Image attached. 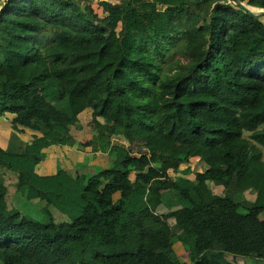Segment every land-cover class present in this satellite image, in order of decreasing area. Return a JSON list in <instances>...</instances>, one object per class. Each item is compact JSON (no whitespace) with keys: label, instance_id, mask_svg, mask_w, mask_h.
<instances>
[{"label":"trees","instance_id":"16d2710c","mask_svg":"<svg viewBox=\"0 0 264 264\" xmlns=\"http://www.w3.org/2000/svg\"><path fill=\"white\" fill-rule=\"evenodd\" d=\"M173 35L186 60L163 71ZM6 122L0 169L46 219L9 207L0 176V264H264V14L229 0H4ZM77 142L108 163L37 172L48 149Z\"/></svg>","mask_w":264,"mask_h":264},{"label":"rangeland","instance_id":"374dc122","mask_svg":"<svg viewBox=\"0 0 264 264\" xmlns=\"http://www.w3.org/2000/svg\"><path fill=\"white\" fill-rule=\"evenodd\" d=\"M4 0H0V9L3 4ZM252 10L255 12H261V8L257 7H251ZM101 12V11H100ZM53 38L50 34L44 35L42 38L37 40L39 43H46L51 41ZM164 43L166 45V55L165 58L161 62V66L163 71H166L169 69V67L178 62H184L186 59L183 56V44H184V38L182 36L173 35L169 38L164 37ZM174 71V70H173ZM82 119V125L85 126V129H81L78 127H74L72 130V134L75 136L76 140L84 141L86 138H89L92 134V130H90V121H91V114L90 113H82L81 115ZM4 128H0V142L2 144L6 143V140L8 138V135L10 134V125L9 122H6L4 124ZM10 131V132H9ZM78 147V143H75L72 147H52L50 148V151L47 154V158L41 162L37 170H41L43 165V168L45 169V172H52L55 170L56 166L61 167L65 166L68 168H74L77 167L78 169L84 168L87 169L86 166H77L79 162H85L91 163V164H100L105 165L108 163V159L105 158L104 155H101V153L93 154L88 151L82 150L80 148L75 149L76 155H74V151L72 149ZM8 148V145H7ZM140 148H146L148 149L147 145L144 143L140 146ZM133 149L136 151L138 148L133 146ZM101 166L96 167V171L100 169ZM89 170V168H88ZM91 171V170H90ZM92 171H95L92 170ZM92 173V172H90ZM0 176L3 177L6 185L8 186V195H7V201L9 207H16L19 208L24 214H28L31 217L39 220L46 219V213L43 210L45 208L46 202L44 200L40 199H28L25 197L24 194H22L20 191H17V177L16 174L12 171L6 170V169H0ZM131 177L134 179L135 175L134 173L131 174ZM201 194L202 196H208L211 191L210 188L205 186L201 187ZM255 198L253 193H249V200L252 201V199ZM249 202H246L248 204ZM49 212L53 215L54 220L56 222H62V221H69V217L62 213L59 209H57L55 206L50 205L48 206ZM168 211V210H167ZM164 206H161L160 208L157 207L158 213H166L167 212ZM167 217L169 218V221L171 223H174L175 221H178L181 218V214L178 211H173L167 213ZM185 230L187 231V236L185 240L188 239L189 234L196 232L197 230L194 227H185ZM175 247H177L178 252L181 254L182 259L189 263V253H185L183 250V247L181 245V242H177ZM230 260H234L239 262L240 264H244L245 258L240 256H229ZM217 264V261L215 262ZM245 264H254L253 260L249 258V260L246 261Z\"/></svg>","mask_w":264,"mask_h":264},{"label":"water","instance_id":"95a60500","mask_svg":"<svg viewBox=\"0 0 264 264\" xmlns=\"http://www.w3.org/2000/svg\"><path fill=\"white\" fill-rule=\"evenodd\" d=\"M119 1H114V3H117ZM229 2H232L234 4H236L237 6L251 12L252 14H254L255 17H260L262 14H264V9L260 10L261 12H255L254 10H252L250 7H253L249 4H247L245 1H241V0H229Z\"/></svg>","mask_w":264,"mask_h":264},{"label":"crops","instance_id":"0c3cea01","mask_svg":"<svg viewBox=\"0 0 264 264\" xmlns=\"http://www.w3.org/2000/svg\"><path fill=\"white\" fill-rule=\"evenodd\" d=\"M176 1H181V0H176ZM0 144H2V143L0 142ZM2 145H6V143H5V144H2ZM67 147H68V146H67ZM69 147H70V146H69ZM75 149H78V147L72 149V150L74 151V155H76V150H75ZM49 151H50V149L47 150V153H48ZM41 166H42L41 170L38 171L40 174L47 175V174L55 173V171H56V170H54V171H52V172H45V169L43 168V165H41ZM56 168H57V166H56Z\"/></svg>","mask_w":264,"mask_h":264},{"label":"clouds","instance_id":"9594fccd","mask_svg":"<svg viewBox=\"0 0 264 264\" xmlns=\"http://www.w3.org/2000/svg\"><path fill=\"white\" fill-rule=\"evenodd\" d=\"M78 143V142H77ZM70 147H72V146H70ZM79 148V147H78ZM47 151H46V156H47ZM47 157H45L44 159H46ZM43 162V161H42ZM60 167V166H59ZM59 167H57V168H55V170H57ZM61 167H65V166H61ZM68 168V167H67ZM37 172H38V170H37ZM56 172V171H55ZM39 173V172H38ZM40 174V173H39ZM53 174V173H52ZM43 175V174H42ZM47 175H49V174H47ZM133 179V178H132Z\"/></svg>","mask_w":264,"mask_h":264},{"label":"bare ground","instance_id":"6f19581e","mask_svg":"<svg viewBox=\"0 0 264 264\" xmlns=\"http://www.w3.org/2000/svg\"><path fill=\"white\" fill-rule=\"evenodd\" d=\"M251 8V7H250Z\"/></svg>","mask_w":264,"mask_h":264}]
</instances>
